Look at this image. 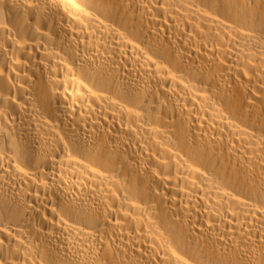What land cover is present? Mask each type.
<instances>
[{
  "label": "bare ground",
  "instance_id": "1",
  "mask_svg": "<svg viewBox=\"0 0 264 264\" xmlns=\"http://www.w3.org/2000/svg\"><path fill=\"white\" fill-rule=\"evenodd\" d=\"M0 264H264V0H0Z\"/></svg>",
  "mask_w": 264,
  "mask_h": 264
}]
</instances>
